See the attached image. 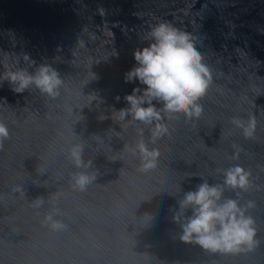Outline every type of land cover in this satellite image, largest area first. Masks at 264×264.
Returning a JSON list of instances; mask_svg holds the SVG:
<instances>
[{
	"label": "water",
	"instance_id": "95a60500",
	"mask_svg": "<svg viewBox=\"0 0 264 264\" xmlns=\"http://www.w3.org/2000/svg\"><path fill=\"white\" fill-rule=\"evenodd\" d=\"M157 18L193 35L214 82L200 118L166 117L169 134L151 145L149 126L119 124L113 108L137 86L124 75ZM0 50L5 63L28 67V53L64 80L56 99L0 87L10 131L0 145V264H264V0H0ZM252 116L245 138L232 121ZM141 139L161 153L155 171L140 172L128 150ZM70 142L84 144L97 171L85 191L71 186ZM236 164L252 174L241 196L255 201L259 245L223 254L182 242L172 217L183 191L221 182ZM53 206L67 225L60 232L42 223Z\"/></svg>",
	"mask_w": 264,
	"mask_h": 264
},
{
	"label": "clouds",
	"instance_id": "9594fccd",
	"mask_svg": "<svg viewBox=\"0 0 264 264\" xmlns=\"http://www.w3.org/2000/svg\"><path fill=\"white\" fill-rule=\"evenodd\" d=\"M111 35L114 39L112 31ZM142 40L146 42L144 46L136 48L133 53L135 65L124 75L125 83L137 86L124 95L126 106L113 108L114 118L119 124L135 122L149 126L151 145H155L169 134L166 117L184 116L187 120L200 118L204 111L201 100L213 84L214 74L198 44L194 42L193 35L172 21L157 18L148 26ZM114 55H118L115 50ZM22 59L28 67L18 66L20 59L8 64L0 57V64L5 69L0 72V87L7 81L15 93L35 88L42 95L56 99L64 87L59 71L47 62L36 65L28 53H23ZM120 99L117 95L116 100ZM232 122L242 130L245 138L253 137L257 124L255 116L247 121L234 118ZM140 132L142 134L143 129ZM9 135L8 125L0 120V145ZM84 150L83 143L70 142L65 151L77 169L71 174V186L78 191H85L97 177V171H90L93 161L84 159ZM128 150L138 156L140 172L149 173L159 167V149L143 139ZM238 156L239 153H236V158ZM222 176L219 183L203 178L195 188L183 191L172 217L181 229L179 239L211 253L252 251L260 243L256 220L250 214L255 201H243L241 196L242 192L253 186L252 174L236 164L224 169ZM229 190L235 196L226 195ZM14 191L24 194L21 187ZM31 204L39 209L45 201L40 197ZM60 214V209L53 206L44 215L42 223L53 232L65 230L67 225L57 219Z\"/></svg>",
	"mask_w": 264,
	"mask_h": 264
}]
</instances>
